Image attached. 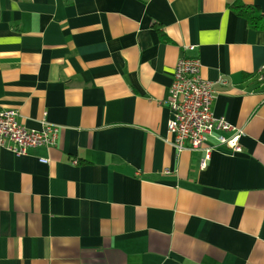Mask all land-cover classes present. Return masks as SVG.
Masks as SVG:
<instances>
[{
    "label": "crops",
    "instance_id": "1",
    "mask_svg": "<svg viewBox=\"0 0 264 264\" xmlns=\"http://www.w3.org/2000/svg\"><path fill=\"white\" fill-rule=\"evenodd\" d=\"M253 4L264 13V0H0V110L60 129L55 146L0 150V264H264V32L233 8ZM182 56L214 83L239 153L171 146Z\"/></svg>",
    "mask_w": 264,
    "mask_h": 264
},
{
    "label": "built area",
    "instance_id": "2",
    "mask_svg": "<svg viewBox=\"0 0 264 264\" xmlns=\"http://www.w3.org/2000/svg\"><path fill=\"white\" fill-rule=\"evenodd\" d=\"M187 50L191 52L194 47L190 46ZM200 70L199 58L187 56L180 57L173 69L165 101L171 113L167 122V132L172 137L171 146L178 153L204 150L207 159L212 148L207 147L206 143L209 138H214L219 145L239 153V139L243 133L225 119L213 116L211 107L216 97L214 83L204 79ZM219 82L225 84L223 79ZM18 118L15 109L0 110V150L25 156L28 149L56 145L60 134L58 127L43 120L39 130H29L19 123ZM201 167H205L204 162Z\"/></svg>",
    "mask_w": 264,
    "mask_h": 264
},
{
    "label": "trees",
    "instance_id": "3",
    "mask_svg": "<svg viewBox=\"0 0 264 264\" xmlns=\"http://www.w3.org/2000/svg\"><path fill=\"white\" fill-rule=\"evenodd\" d=\"M233 8L234 13L244 19L250 29L264 32V13L258 6L255 4L249 6L236 5Z\"/></svg>",
    "mask_w": 264,
    "mask_h": 264
}]
</instances>
